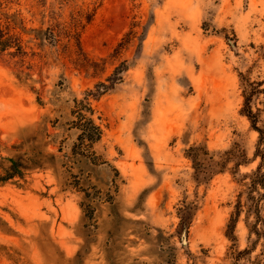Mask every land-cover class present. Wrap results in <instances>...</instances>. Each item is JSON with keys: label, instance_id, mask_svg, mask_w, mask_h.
<instances>
[{"label": "rangeland", "instance_id": "rangeland-1", "mask_svg": "<svg viewBox=\"0 0 264 264\" xmlns=\"http://www.w3.org/2000/svg\"><path fill=\"white\" fill-rule=\"evenodd\" d=\"M58 1L0 0V31L22 48L0 51V159L15 154L12 147L25 131L56 117V98L84 99L112 73L108 56L134 17L143 25L150 21L143 48L138 50L136 41L115 60L117 65L134 63L125 81L113 93L90 98L103 130L97 150L120 171L121 214L136 222L124 224L130 228L120 248L125 251L111 255L123 264H162L164 249L173 246L177 264H231L227 224L243 188L240 181L260 162L254 161L259 133L242 114L241 74L252 82L264 80V0H78L63 8ZM100 3L81 34L90 57L108 58L99 77L75 67L64 36L53 47L41 45L32 33L56 22L68 25L74 9L92 10ZM150 69L153 93L147 82ZM69 107L60 109L69 112ZM252 108L262 111V127L264 94ZM193 144L206 145L210 152L237 144L251 162L236 174L232 163L209 184H198L185 155ZM80 202L81 195L63 191L51 171L0 184V264H76L84 244ZM185 203L198 210L189 228L182 229L179 209ZM101 216L99 235L83 264H107L113 227L107 210ZM244 217L236 228L240 250L252 246ZM261 251L259 244L251 260ZM260 260L264 264V256Z\"/></svg>", "mask_w": 264, "mask_h": 264}, {"label": "trees", "instance_id": "trees-1", "mask_svg": "<svg viewBox=\"0 0 264 264\" xmlns=\"http://www.w3.org/2000/svg\"><path fill=\"white\" fill-rule=\"evenodd\" d=\"M76 1L78 0H59L58 2L63 8ZM100 6L101 3L92 10L79 7L72 12L70 24L56 22L57 25L54 27L33 29L32 33L41 45L48 43L53 47L58 46L64 36L67 40L66 51L78 70L85 71L87 74L92 72L94 77H99L106 72L109 58L113 60L112 73L96 83L93 90L87 91L84 99L74 98L65 101L56 98L55 105L59 108L56 117L53 120L46 117L36 128L25 131L26 136L19 144L12 147L15 154L9 158L0 159L1 185L12 181H25L26 175L34 171H51L63 191H74L81 195L80 232L84 244L75 256L76 264L84 263L92 246L96 243L102 219L101 214L104 210L109 212L113 227L108 232L107 264H123L119 256L113 257L111 253L116 252L120 255L122 251H125L124 248L120 249L122 245L127 244L123 242V239L127 237L125 233L130 230L129 227L125 228V225L136 223L127 220L121 214L118 197L124 180L120 171L97 150L103 138V130L95 119V110L90 98L100 99L113 93L125 81V76L134 63L126 60L117 65L115 60L136 41H138V50L142 49L151 25L150 21L143 25L142 21L134 17L129 30L108 58L94 59L84 51L81 34L92 23ZM13 16L15 15L8 19H12ZM14 25L17 27L16 23ZM7 35L4 31H0V51H7L15 45L20 52L21 44L12 41V37ZM241 79L245 98L242 114L250 121L252 128L259 133L254 161L259 158L260 162L255 171L244 175L240 181L243 188L237 195L234 211L227 224L226 236L232 242L228 256L231 264H242L241 261L245 259L252 264H262L260 256H264V125L259 126L263 122L261 120L262 111L257 109L254 112L252 103L255 98L264 94V80L252 82L243 74H241ZM147 82L150 93L155 92L153 69L147 73ZM63 104L70 106L69 112L60 109ZM51 147L56 150L51 151ZM185 155L193 163L194 179L198 184H209L215 176L229 170V165L232 163L234 166L231 170H234L233 174H236L241 166L251 162L246 151L237 144L224 152H210L206 145L193 144L185 150ZM197 210L198 207L194 203H185L179 209L182 229L189 228ZM243 215H245L244 223L249 230V241L252 242V246L240 250L236 228ZM2 223L0 219V226ZM253 236L254 240H252ZM259 244L262 246L261 254L252 261L251 256ZM164 252L165 258L162 264H177L175 247L169 246L164 249Z\"/></svg>", "mask_w": 264, "mask_h": 264}, {"label": "water", "instance_id": "water-1", "mask_svg": "<svg viewBox=\"0 0 264 264\" xmlns=\"http://www.w3.org/2000/svg\"><path fill=\"white\" fill-rule=\"evenodd\" d=\"M184 232H185V234H187V230H186V229H185V231H184Z\"/></svg>", "mask_w": 264, "mask_h": 264}]
</instances>
